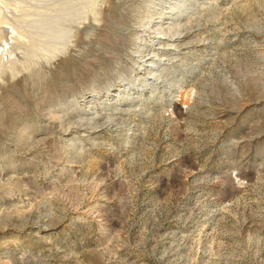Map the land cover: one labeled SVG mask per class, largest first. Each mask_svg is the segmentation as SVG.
<instances>
[{"label":"rangeland","instance_id":"1","mask_svg":"<svg viewBox=\"0 0 264 264\" xmlns=\"http://www.w3.org/2000/svg\"><path fill=\"white\" fill-rule=\"evenodd\" d=\"M75 1L0 72V264H264V0L167 4L188 46L157 70L165 0Z\"/></svg>","mask_w":264,"mask_h":264},{"label":"bare ground","instance_id":"2","mask_svg":"<svg viewBox=\"0 0 264 264\" xmlns=\"http://www.w3.org/2000/svg\"><path fill=\"white\" fill-rule=\"evenodd\" d=\"M13 1L14 5L18 7L17 9L20 8L22 11L19 17L14 16L8 20L0 9V42L2 41L0 45V72H3L2 70L5 68L10 71L13 70L17 62L23 67L29 68L38 58H42L47 53H53L58 50L61 43L63 45V40L66 39L65 36L69 29H67L66 25L69 21H72L70 19L73 17V13L77 12L74 11V8L77 7H73L74 3L72 0H51V2L49 4L46 3V5L44 3L46 1L43 0L44 6L40 5L41 0ZM76 1H78V5L76 6H78L79 9L77 10L83 14L84 11L82 8L87 0ZM192 1L193 0H165L163 2L165 4V9L160 13L157 19L151 21V24H154L153 26H158L163 22L165 23V21L161 19H167V26L161 28L157 27L152 30L149 48L154 51V54L145 53L146 55L142 57L141 64L144 66L143 69L146 67L149 70H157L158 65L166 62L164 58L158 57L155 53L160 54L168 50L177 53L188 46L186 42H182L187 31H181V27L176 21L178 20L176 15L181 13L180 9L175 11L172 7L166 5L173 2L174 4H179L180 8H186L188 5H191ZM86 5L88 4L86 3ZM80 9L83 12L80 11ZM17 13L19 14V12ZM35 15L38 17V19L36 18L37 21H35L36 19L24 21L25 18H30V16ZM77 15L78 14H76V16ZM19 19H21L20 23L17 22ZM139 69L141 68L138 66V70ZM162 74L163 73H160V71L159 74H155V71L154 73H150L146 70V74H143L144 78L141 77V80L153 79V77H155L154 79L158 81L161 77L160 81H163L165 87H169L171 82L163 77Z\"/></svg>","mask_w":264,"mask_h":264}]
</instances>
